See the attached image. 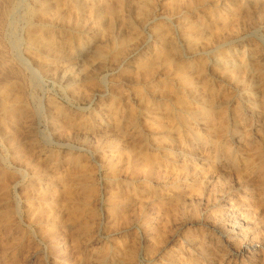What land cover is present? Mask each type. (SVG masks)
<instances>
[{
  "label": "rangeland",
  "instance_id": "rangeland-1",
  "mask_svg": "<svg viewBox=\"0 0 264 264\" xmlns=\"http://www.w3.org/2000/svg\"><path fill=\"white\" fill-rule=\"evenodd\" d=\"M12 2L0 27V81L22 100L15 120L0 122V264H264V0H183L178 9L148 0V16L112 21L109 33L55 21L60 37L80 31L49 72L26 49L39 18L23 13L35 0ZM231 8L245 16L216 42L182 32L188 13L205 29ZM143 60L198 112L188 117L192 134L177 101L143 83ZM175 64L193 85L181 86ZM221 66L244 70L233 80ZM69 69L77 76L63 77ZM207 102L221 116L212 131L197 111ZM142 154L153 173L135 170ZM61 172L80 194L93 186L94 197L89 213L60 223L48 181ZM116 191L124 198L110 197Z\"/></svg>",
  "mask_w": 264,
  "mask_h": 264
},
{
  "label": "bare ground",
  "instance_id": "bare-ground-1",
  "mask_svg": "<svg viewBox=\"0 0 264 264\" xmlns=\"http://www.w3.org/2000/svg\"><path fill=\"white\" fill-rule=\"evenodd\" d=\"M182 1L183 0H166V4L167 6L169 5L170 7H173L174 9L175 8L178 9ZM188 1L190 2V6L193 7L195 3L194 1L196 0H188ZM147 6H149L148 0H138L136 2H133V0H51V2H45V0H35V2L31 6L29 7L28 5L26 6V12L23 13V14H26L27 17L29 13L31 17L39 18V21L35 24L33 23L34 25L32 24L29 30H28V26H27V30L25 29L27 33L25 36L27 38L26 49L27 51L30 52V55L32 56V58L36 62H38L40 68H42L46 72L55 71L57 70V67H55V62H56L54 60L55 57L59 54L67 57L68 55L67 53L72 52V50L74 49V42L76 41L79 35V33L77 32L80 31V30L76 31V30L69 29V31L66 34H64L63 37H60L59 35H57V32L55 31V28H54L55 21L62 22L66 26H69V28H76V29L77 28L83 29V28L90 26L91 24L92 26L94 25L99 31L103 33L104 32L109 33L111 29V25L113 23L112 21L119 20L122 23L124 20H126V18L127 19L130 18L134 14L139 15V17L142 19L148 16ZM13 7H15V4L12 2V0H3L2 3H0V27L1 25H4L6 23V19L9 16V14L12 13L11 11ZM123 11L125 13L127 11L126 15L123 14ZM228 11L229 12L222 13L221 15L218 16L217 21H219L218 22L219 24L212 25V26L209 25L205 29L201 26V24H203L204 22H201L199 17H195L191 13H188L186 14L187 15V19L185 20L186 22L182 26L183 27L182 32L189 38V40L190 39L192 40L193 38L199 36V37L205 38L208 41L216 42L224 38L231 31L233 27H236L238 25V19L240 17L243 18L245 16V15L240 16L239 12H237L235 8H231ZM138 20H141V19H138ZM164 34L165 33H163L162 35ZM124 39L125 37H122V36L118 38V40H121V41ZM222 45H225V43ZM126 48L128 47L126 46ZM161 49H163V47H161L160 50ZM169 53L171 54V52ZM69 58H67V61H69ZM0 62L2 63V61ZM164 62L167 65L171 66L174 61L167 54L165 55ZM2 64L4 66V62ZM139 64H140V68L142 69L141 78L144 79L143 83L150 85L156 92L160 93V95L163 98L164 97L173 98L182 107V110L179 114V121L185 127L184 131L188 132V134H192L193 129L187 125L188 117L194 114H197L198 112L196 113L195 110L192 109V106H191L192 104L186 100L183 92H173L172 90H170L169 85L171 82L167 78H164L163 81L156 80V78L153 76V73H152V69L154 70V67H155L154 62L143 60ZM221 68H222V73L226 77L233 79V80H235L236 78L235 75L237 71L244 70L243 66H238V67L221 66ZM183 69H184L183 65L175 64L174 71L177 73V75L181 74ZM69 70L71 71L64 72L65 74H63L62 76L63 77L68 76L69 78H73L76 74H78L79 69L77 71H73L72 69H69ZM57 76H58V73H57ZM178 77H179L178 80L183 88L185 86H190L194 84V80L192 79L191 76L188 77V75L186 74H183V75L181 74ZM137 93L139 95H142L143 87H140ZM11 100L14 101L15 103L11 104L10 103ZM21 100H22V96L20 92L16 93L13 90L8 80L4 79L3 81H0V110L2 111L1 116H0V122L6 123L8 118H12L13 120H15V113L17 111V106ZM216 109H217V106L212 105L211 102H207L201 105V107L197 110L199 111L200 119L204 121L206 128L209 131H212L214 121L221 117L219 114L216 113L217 111ZM152 122L155 124L160 123V121L157 120L156 118L151 120V123ZM160 129H162L161 131H162L163 137L168 138V139L171 138V132L168 129V127H165L164 125H160ZM125 149L129 152H131L132 150V148L130 147H125ZM138 154H141V152H136L137 156ZM132 158H133V163H134V167L136 171L143 170V171L150 172V173L154 172V169H153L154 161L148 155L142 154L140 158H134V157ZM55 177H56L55 180L53 177V180H50V182L48 181V185L51 184L52 188L51 190L48 191L49 193L48 192H45V193L46 194L48 193L49 197L52 198V202H53L52 210L56 212L57 219L60 223L74 219L75 217L78 218V216H80L81 214L89 213L92 210V204H93L92 198L94 197L93 196L94 195L93 186L91 185L86 186L85 194L83 195L79 193V187L74 186V184H79V183L76 179L72 178L69 172H61L60 175H56ZM4 184L5 183L3 182L2 185ZM120 191L122 192V189H120ZM121 192H118V193L117 191L112 192V193L110 192V197L112 198H122L123 197L124 198V193L122 194ZM29 200H31V198ZM41 200L44 201L48 199H46L45 195H43V197H41ZM29 202H32V201H29ZM49 203L51 204V202ZM111 208H112V212L115 211V206H112ZM164 208L165 207H162V208L160 207V210L163 211ZM63 234H64V240H66V238L68 239L70 238V240H75L74 238L71 237L70 234H67L66 232H64ZM124 252L127 256H129L130 259H132L133 252L131 251V249L128 250L127 252L125 250Z\"/></svg>",
  "mask_w": 264,
  "mask_h": 264
}]
</instances>
